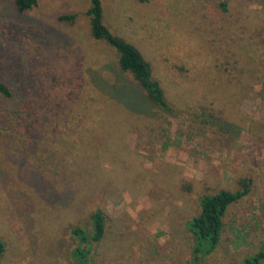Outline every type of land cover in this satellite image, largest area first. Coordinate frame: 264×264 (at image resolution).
Listing matches in <instances>:
<instances>
[{
	"label": "rangeland",
	"instance_id": "rangeland-1",
	"mask_svg": "<svg viewBox=\"0 0 264 264\" xmlns=\"http://www.w3.org/2000/svg\"><path fill=\"white\" fill-rule=\"evenodd\" d=\"M14 4L0 0V81L14 92L0 98L12 111L0 112V264H74L73 229L92 233L97 210L106 234L92 264H192L199 198L245 179L200 264L264 250V0H102L103 23L150 62L173 113L126 108L123 88L143 96L94 40L90 0L21 15ZM194 94L218 97L214 111L198 104L213 119L188 111Z\"/></svg>",
	"mask_w": 264,
	"mask_h": 264
},
{
	"label": "trees",
	"instance_id": "trees-1",
	"mask_svg": "<svg viewBox=\"0 0 264 264\" xmlns=\"http://www.w3.org/2000/svg\"><path fill=\"white\" fill-rule=\"evenodd\" d=\"M140 2H147L148 0H138ZM15 10L18 14H24L31 11L38 4V0H14ZM220 7L227 11L226 2H221ZM90 18L91 31L94 40L105 41L113 47L119 54V75L131 76L140 94L143 96L142 102H138L139 95L134 91L123 88V99L128 110L138 111L136 107H140V112H145V103L151 104L155 107L161 108L163 111L173 113L176 110L168 104L165 92L161 84L154 79L153 70L150 62H148L143 54L135 47V45L126 42L122 38L114 35L110 29L103 23V5L102 0H90V8L86 12ZM76 19V15H64L60 17L61 21L71 23ZM224 88V87H223ZM14 92L9 84L0 81V98L3 100H12ZM218 97L208 98V96L194 94L193 100L197 103L188 109L189 112L194 111L200 118H211L215 116L214 107ZM211 104V111L207 108H199L198 104ZM198 107L201 112L194 110ZM222 113L221 108H218ZM2 112L12 113L5 108ZM178 112V111H177ZM218 113V112H217ZM22 125L27 129V126L22 121ZM29 127V126H28ZM250 180H242L240 185L242 190L231 192L228 190H221L214 195H205L199 198L200 213L189 221L188 231L193 235L195 246L192 253V264H200L203 257L202 252L205 250L207 255L212 254L219 246L224 227V217L228 208L239 202L250 193ZM107 217L101 210H97L92 215L93 231L90 233L87 229L76 227L73 229V234L78 240V246L73 251L74 264H92L90 255L92 253V245L100 243L106 234ZM205 244H209L207 250L203 249ZM5 251V244L0 241V257ZM242 264H264V250H260L253 256L247 257Z\"/></svg>",
	"mask_w": 264,
	"mask_h": 264
}]
</instances>
